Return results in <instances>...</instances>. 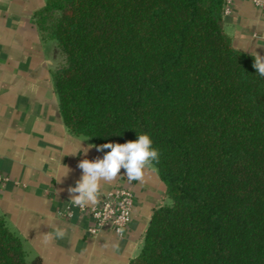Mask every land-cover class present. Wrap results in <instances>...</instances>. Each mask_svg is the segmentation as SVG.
<instances>
[{
  "label": "trees",
  "instance_id": "1",
  "mask_svg": "<svg viewBox=\"0 0 264 264\" xmlns=\"http://www.w3.org/2000/svg\"><path fill=\"white\" fill-rule=\"evenodd\" d=\"M226 0H46L63 121L97 147L147 133L168 202L128 264H264V77L225 31ZM110 151L109 149H104ZM0 264L28 259L0 214Z\"/></svg>",
  "mask_w": 264,
  "mask_h": 264
},
{
  "label": "crops",
  "instance_id": "2",
  "mask_svg": "<svg viewBox=\"0 0 264 264\" xmlns=\"http://www.w3.org/2000/svg\"><path fill=\"white\" fill-rule=\"evenodd\" d=\"M45 3L0 0V173L6 178L0 214L23 241L29 260L40 256L42 264H128L142 247L153 211L168 202L166 185L155 167L146 170L143 182H130L121 169L114 182L102 185L99 200L114 187L134 195L123 236L109 229L90 235L88 219L63 215L71 199L68 188L82 176L79 162L103 158L107 151L70 133L63 121L52 82L60 50L55 40L43 39L35 19ZM224 19L235 48L264 56V7L234 0ZM49 223L66 236L44 245L43 234L52 230Z\"/></svg>",
  "mask_w": 264,
  "mask_h": 264
},
{
  "label": "clouds",
  "instance_id": "3",
  "mask_svg": "<svg viewBox=\"0 0 264 264\" xmlns=\"http://www.w3.org/2000/svg\"><path fill=\"white\" fill-rule=\"evenodd\" d=\"M252 67L256 73L264 77V56L256 52L253 57ZM109 149L103 158L95 160L84 159L79 162L78 167L82 170L81 178L74 187H69L71 196L69 200L72 207H86L98 203L101 189L104 183L114 182L120 175L121 169L130 182H143L146 170L154 168L160 162L161 152L153 146V140L147 133L138 134L136 140L125 143H105L97 147V151ZM81 151L87 155V149ZM77 154V153H75ZM73 154V155H75ZM70 169L63 176H66ZM60 181V180H59ZM49 221L53 220L49 216ZM51 231L43 234L42 243L51 244L54 240L64 239L66 232L60 227L47 224ZM121 233L123 229L120 230Z\"/></svg>",
  "mask_w": 264,
  "mask_h": 264
},
{
  "label": "built area",
  "instance_id": "4",
  "mask_svg": "<svg viewBox=\"0 0 264 264\" xmlns=\"http://www.w3.org/2000/svg\"><path fill=\"white\" fill-rule=\"evenodd\" d=\"M234 0H226V11ZM259 7H264V0H251ZM5 176L0 173V189ZM134 207V195L125 187H114L100 198L98 203L86 207H72L70 204L64 210L63 215L73 217L80 214L90 221L87 231L90 235H96L102 229H109L119 236H123L129 226ZM121 229L123 232L121 233Z\"/></svg>",
  "mask_w": 264,
  "mask_h": 264
}]
</instances>
